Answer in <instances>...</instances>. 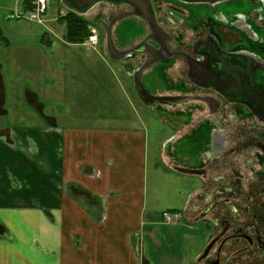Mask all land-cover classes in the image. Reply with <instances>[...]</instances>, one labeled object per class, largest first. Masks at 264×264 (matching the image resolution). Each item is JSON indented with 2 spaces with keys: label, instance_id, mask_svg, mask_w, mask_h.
Wrapping results in <instances>:
<instances>
[{
  "label": "crops",
  "instance_id": "obj_1",
  "mask_svg": "<svg viewBox=\"0 0 264 264\" xmlns=\"http://www.w3.org/2000/svg\"><path fill=\"white\" fill-rule=\"evenodd\" d=\"M131 20L117 29L124 38L127 33L134 34L129 31ZM4 38L8 41L4 45L9 46L10 40ZM130 40H118L116 45L130 47ZM84 60L93 63L92 58ZM43 62L50 70L44 90L53 97L55 80L61 79L56 74L65 69L56 66L54 59ZM35 63L40 66L38 59ZM181 64L182 68L186 65L183 59ZM175 68L180 73L181 65ZM144 85L149 89L147 82ZM42 92H27L30 123L4 121L7 89L0 75V264H196L203 249L197 250V239L201 237L205 246L209 234L193 218L212 201L211 192L201 202L157 204L150 198L152 155L145 121L134 129L113 124L71 125L65 123L69 115L63 107L46 102L49 115L41 114L44 103L38 97ZM53 109L63 113L55 114ZM37 116L44 124H34ZM189 143L186 148H192ZM162 153L164 148L159 147L166 166L161 169L179 175L175 171L181 166L170 167ZM175 155V160H180L181 154ZM185 178L186 183L193 180L192 176ZM165 189L169 197L186 193L187 199L201 192L171 186ZM173 210L186 218L167 225L162 213ZM191 237L194 241L189 249L186 238Z\"/></svg>",
  "mask_w": 264,
  "mask_h": 264
},
{
  "label": "rangeland",
  "instance_id": "obj_2",
  "mask_svg": "<svg viewBox=\"0 0 264 264\" xmlns=\"http://www.w3.org/2000/svg\"><path fill=\"white\" fill-rule=\"evenodd\" d=\"M33 1L31 2L32 8L30 5L27 9L24 5L25 0H0V29L4 34L0 33V75L4 79L7 89L6 108L8 111L3 120L30 123L31 119L28 118V115L30 116L31 105L27 100V92L37 93L43 89L44 95L38 97L39 102L44 103L41 114L49 115L46 112V102L49 103V106L53 104L55 108L56 106L59 109L63 107L64 114L69 115L65 123L71 125L79 123L88 126L113 124L119 128L134 129L140 127L145 121L152 155L151 168L149 169L150 198L156 199L157 204L160 205L174 204L173 202L179 204L190 199L186 198V193L177 197H169L165 192L166 186L205 191L208 188L203 187L205 182L202 184L196 178H190L193 180L186 183L185 177L173 175L161 169L166 166L165 161L163 160L162 163L160 159L159 147L164 148L162 155L163 157L166 156L170 167L177 165L186 168L196 166L193 155L196 159L199 157L197 160L200 164L197 166L200 169L210 167L204 153L198 152L197 154L186 150V143L189 142L182 143L185 151L178 150L181 153L179 162L174 157L178 140L188 133L190 134L191 129L197 126L199 119H213L208 104L199 98L212 96L214 93L205 90L192 91L194 89L186 79L187 64L182 68L181 61L183 58H176L169 63H162L144 70L141 83L144 85L147 82L151 92L149 95L156 98V101L150 102L151 104L147 103L137 92L136 74L134 73L135 70L144 67L146 58L140 56L142 57L141 61L140 57L137 56L132 61L130 60L131 56L123 59L113 57L108 47L109 27H111L112 20L121 12L129 11V8L113 7L105 3L96 5L89 12L79 15L75 12V14L72 13L73 11L67 9L61 1L53 0L41 19H27L26 15H29L30 10L33 9ZM238 1L233 0L229 10L237 18L243 12L241 9L243 5H240L241 3ZM251 16L257 19L258 15L253 14ZM133 19L134 21L138 20L136 17ZM259 19L261 17L257 21H260L264 28V17ZM125 21H117L110 28L111 35L114 29L116 43L120 40L116 29L127 26ZM185 23L186 21L181 25L176 22L172 26L167 25V29L174 40H177L175 49L191 51L188 45L197 33L191 31ZM77 26H83V29H87V33H91V35L81 37L78 35ZM217 31L224 36L229 34L228 32L232 33L230 40L225 38L224 41L232 43V41L241 38L239 33L232 28L227 29L222 26L217 27ZM131 35L127 33L126 36L124 35L125 39L130 40ZM4 36L11 42L9 46L4 45L7 41H5ZM91 37H97V44L91 41ZM178 42H182L184 46L178 48ZM116 47L118 55L131 50V47L125 45L121 47L116 45ZM63 58L66 59V62L62 65ZM84 58H92L93 63L90 64V61L84 60ZM35 59H38L39 67H36ZM53 59L56 63L58 62L56 66L65 70L61 75L56 74V77L59 76L61 79L55 80L57 83L55 94L51 98L47 96V91L44 90L48 86L47 79L50 70H47V65L43 61H52ZM87 62L89 63L86 64ZM129 63L135 65L136 68L134 69L133 65ZM179 65L182 68L180 73L175 68ZM54 70L55 72L58 71V69ZM185 97L191 98L185 100ZM36 100L37 98L34 96V102ZM68 106L70 107L69 112L67 111ZM34 108H36L35 105ZM228 109L227 107V111H224L226 114L231 113ZM39 110L41 111V109ZM40 111H34V114H40L37 113ZM54 112L59 115L63 113V111ZM50 114L52 115V113ZM222 118L227 119L226 116ZM33 119L34 124L35 122L44 124L39 116ZM226 122L228 123V121ZM238 137H242L241 134ZM162 142L163 144H160ZM180 146L181 144L178 145V147ZM172 151L173 154H171ZM157 162L160 169H156ZM257 167L256 164L255 168ZM222 169L225 171L226 167L222 166ZM208 170L210 173H220L215 169ZM175 172L177 173V171ZM199 179L201 178L199 177ZM156 187H159L161 192H157ZM212 189L215 198V188L212 187ZM190 221L193 222L192 219ZM192 227L196 228V226ZM193 241L194 237L186 238V246L189 249V243H193ZM196 246L198 251L203 248L204 243L201 237L197 239Z\"/></svg>",
  "mask_w": 264,
  "mask_h": 264
},
{
  "label": "flooded vegetation",
  "instance_id": "obj_3",
  "mask_svg": "<svg viewBox=\"0 0 264 264\" xmlns=\"http://www.w3.org/2000/svg\"><path fill=\"white\" fill-rule=\"evenodd\" d=\"M149 1L157 31H152L150 23L136 14L138 8L123 0L103 1L97 5L107 3L129 8L113 19V26L117 21L138 18L131 20L129 26V31L134 32L130 38L131 50L119 56L146 58L140 79L144 70L158 63L183 58L192 91L214 93L199 98L208 104L213 119H199L197 128L178 140L191 142L192 148L185 147L186 150L204 153L208 169L220 171L218 174L208 169L201 171L203 169L197 166L199 157L196 155V159L193 154L196 166L178 167L181 172L176 170L182 177L192 176L202 184L205 182L203 187H208L196 197L191 196L189 203L203 201L209 191L212 195V201L193 218L194 223H201L209 234L196 264H264V28L257 21L264 17V0H239L243 12L238 18L229 11L231 0ZM253 14L258 15L257 19L251 16ZM185 21L189 29L197 33L188 45L191 51L175 49L177 40L167 29V25L176 22L182 25ZM222 26L237 31L241 38L232 43L224 41L225 38L230 40L232 33L221 34L217 27ZM118 36L121 43L126 41L122 35ZM112 43L116 46L114 29ZM178 43V48L184 46ZM139 70L134 73L138 75ZM143 88L151 94L147 87L143 85ZM227 107L231 113L224 112ZM239 134L242 137H238ZM183 141L180 147L176 145V154H181L178 150L185 151ZM222 166L226 167L225 171ZM180 214L179 222L186 218L184 213Z\"/></svg>",
  "mask_w": 264,
  "mask_h": 264
},
{
  "label": "water",
  "instance_id": "obj_4",
  "mask_svg": "<svg viewBox=\"0 0 264 264\" xmlns=\"http://www.w3.org/2000/svg\"><path fill=\"white\" fill-rule=\"evenodd\" d=\"M59 1H61L67 9L79 15H82L89 12L91 9L94 8V6H96L100 2L107 1L111 3H115V2H119L120 0H59ZM123 2H126L135 8H138V12H136V14L142 18H145L150 23L152 31H157L159 29L155 21L152 4L150 3L149 0H123ZM114 21L115 20H112L111 27L113 26ZM111 27H109L108 47L111 50L112 52L111 55H113V57L121 58L122 56L120 57L118 55V52L112 43V35L110 29ZM151 47L154 48L152 45ZM221 54L223 55L222 57L224 58L225 56L224 53L221 52ZM144 68L145 66L139 70V74L136 75L135 77L137 92L145 102L152 103L156 101V98L146 93L140 79V73L143 71ZM148 97H150L151 99H149ZM177 171L181 172V170H177ZM207 251H209V248Z\"/></svg>",
  "mask_w": 264,
  "mask_h": 264
},
{
  "label": "built area",
  "instance_id": "obj_5",
  "mask_svg": "<svg viewBox=\"0 0 264 264\" xmlns=\"http://www.w3.org/2000/svg\"><path fill=\"white\" fill-rule=\"evenodd\" d=\"M52 1L53 0H34L32 3L33 9L30 10L29 15H26V18L33 20L41 19V17H43V15L48 10V7ZM91 41L94 44H97V37H91ZM180 218H181V214L179 211L173 210V211H165L162 213V219L164 223L167 225L179 223Z\"/></svg>",
  "mask_w": 264,
  "mask_h": 264
},
{
  "label": "trees",
  "instance_id": "obj_6",
  "mask_svg": "<svg viewBox=\"0 0 264 264\" xmlns=\"http://www.w3.org/2000/svg\"><path fill=\"white\" fill-rule=\"evenodd\" d=\"M31 2H32V0H25V2H24L25 8H27L28 6H30L31 5ZM30 8H32V5H31ZM72 13H74V12H72ZM77 27H78L77 28L78 29V35H80L81 37L84 38V37H89L91 35V33H87V29H83V26H77ZM0 33H2V30L1 29H0ZM5 41H6V39H5ZM7 43H8V41H6V44ZM72 43H76V42H72Z\"/></svg>",
  "mask_w": 264,
  "mask_h": 264
}]
</instances>
